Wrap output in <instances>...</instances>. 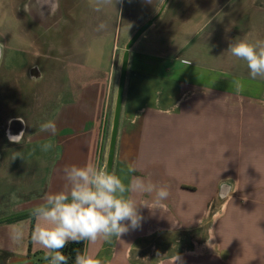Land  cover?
I'll use <instances>...</instances> for the list:
<instances>
[{
  "label": "crops",
  "instance_id": "0c3cea01",
  "mask_svg": "<svg viewBox=\"0 0 264 264\" xmlns=\"http://www.w3.org/2000/svg\"><path fill=\"white\" fill-rule=\"evenodd\" d=\"M119 1L99 5L97 0H85L94 9L91 48L85 54L57 48L52 54L57 66L61 52L86 59L71 63L67 84L56 86L49 117L44 119L41 112L36 119L42 121L32 127L25 116L0 115V134L6 136L0 161L11 160V174L1 182L0 221L31 212L46 194L61 190L65 166H98L104 160L119 49L110 30L117 33L129 13ZM179 4L162 17L169 8L166 0L142 20L144 25L159 14L130 50L112 170L125 185L140 176L166 186L169 196L157 204L154 193H129L138 204L147 205L138 209L140 225L120 238L84 241L83 252L103 264H176L178 256L177 264H264V81L235 77L205 81L203 73L209 70L204 62L211 57L219 71L220 61L217 53L204 54L198 45L195 64L178 58L190 48V40L173 51L166 33L174 24L195 31L192 36L204 27L202 0L196 2L198 29L189 18L187 1ZM101 23L106 28L98 30ZM161 29L164 42L158 38ZM104 52L109 61L101 67L91 57ZM36 55L49 58L44 52ZM179 59L181 64L176 65ZM12 71L11 65L4 70L0 65V87H12ZM33 72L35 85L39 84L43 72L37 66L29 69ZM29 81L24 79L22 86L29 87ZM3 102L10 101L4 96ZM47 121L56 124L55 135L40 130ZM16 137L23 139L15 143ZM48 143L53 147L44 151ZM36 223L32 217L0 222V264L42 262L46 250L30 239ZM14 229L24 232L20 243L10 238Z\"/></svg>",
  "mask_w": 264,
  "mask_h": 264
},
{
  "label": "rangeland",
  "instance_id": "374dc122",
  "mask_svg": "<svg viewBox=\"0 0 264 264\" xmlns=\"http://www.w3.org/2000/svg\"><path fill=\"white\" fill-rule=\"evenodd\" d=\"M166 0H122L125 15L121 27L117 33L111 29L110 35L118 41L116 55V78L112 88V106L109 116L108 138L105 147V162L107 158L109 136L115 105L116 91L120 74L125 46L136 30L140 28L145 18L153 9L162 7ZM187 1V11L191 21L201 26L196 17V2L201 0H167L169 7L163 12L166 17L170 12L177 10L180 2ZM203 29L198 35L193 30L185 29L186 26L174 24L171 32L166 37L171 42L173 51L179 50L190 40V48L185 50L178 58H188L196 63L195 46L204 50V54L217 53L220 61V70H216L211 64L210 57L204 62V80L211 77L217 79L251 78L246 63L232 57L227 49L230 42L247 37L250 40L264 39V0H202ZM43 0H0V45L2 70L8 66L13 68L12 87H0V115H22L27 117L30 126H35L36 117L44 112V119L49 117L53 111L52 99L56 98V86L67 84L70 79L71 63H79L86 59L80 54L67 55L61 52L59 66L54 61L52 54H57V48L61 51L72 48L78 53H86L91 48L92 41L89 39L90 18L94 9L86 6L85 0H53L54 7L49 12V6L44 5L40 9ZM117 0L116 4H119ZM133 6L135 8H133ZM182 6V4H181ZM133 8V10H132ZM166 8V6H165ZM164 8V9H165ZM41 11L44 14H41ZM140 22V23H139ZM195 28V26H194ZM160 35L159 41L164 42V30H157ZM156 31V32H157ZM120 36H119V34ZM151 37V34H148ZM36 52H44L49 55L47 59H41ZM63 53V54H62ZM73 54V53H72ZM216 55V57H217ZM207 56V55H206ZM96 59L101 67L108 65L109 56L104 52L101 55L91 57ZM180 59L177 64H181ZM53 64L54 66H52ZM38 67L43 72L42 80L36 84V74L29 73V69ZM64 67V68H63ZM54 69V70H53ZM25 70H27L25 72ZM53 70V71H52ZM179 75L181 74L178 72ZM177 73V76H179ZM174 74H172L173 76ZM40 76V74H39ZM26 77V78H25ZM26 79L31 86H22ZM252 79V78H251ZM259 79V78H257ZM263 80L264 79H260ZM4 96L10 102L4 103ZM43 103L42 105L40 104ZM40 106V107H39ZM6 136L0 134V146L4 145ZM1 149V148H0ZM35 153V152H34ZM33 153V154H34ZM11 160L6 157L0 161V189L4 187L1 183L6 174L10 175ZM1 191V190H0Z\"/></svg>",
  "mask_w": 264,
  "mask_h": 264
},
{
  "label": "clouds",
  "instance_id": "9594fccd",
  "mask_svg": "<svg viewBox=\"0 0 264 264\" xmlns=\"http://www.w3.org/2000/svg\"><path fill=\"white\" fill-rule=\"evenodd\" d=\"M97 3L107 5L112 0H97ZM44 5H48L51 12L54 2L43 0L40 9ZM41 14L44 12L41 11ZM105 28L104 23L98 26V30ZM227 52L246 63L252 79H264V39H236L235 42H230ZM40 130L55 135L57 128L53 121H47L40 126ZM22 139L16 137L13 142L20 143ZM52 147L48 143L43 145V150L48 151ZM131 170L135 171V168L132 167ZM62 171L66 181L63 188L46 194L42 203L31 210V216L37 221L31 232V241L46 250L44 259L47 264H68V256L63 249L70 242L88 241L95 244L112 237L120 238L129 228L138 227L143 219L138 209L147 205L138 204L129 193H154L157 204L169 196L166 186L158 187L151 180L146 181L140 176L132 177L130 183L125 185L114 172L93 163L65 166ZM10 238L13 242L20 243L24 239V232L14 229ZM179 260L178 256L176 264ZM74 264L103 262L85 250L75 256Z\"/></svg>",
  "mask_w": 264,
  "mask_h": 264
},
{
  "label": "water",
  "instance_id": "95a60500",
  "mask_svg": "<svg viewBox=\"0 0 264 264\" xmlns=\"http://www.w3.org/2000/svg\"><path fill=\"white\" fill-rule=\"evenodd\" d=\"M159 15V14H158ZM154 17L153 19L146 22L142 25L135 34L131 37L128 43L125 46V50L122 57V62L120 66V74L118 79L117 91H116V98H115V105L111 123V131L109 136V146L106 158V168L112 172L115 152H116V145H117V137H118V130H119V122L121 117L122 111V104L125 92V84H126V77L128 71V64H129V55L130 50L135 44V42L143 35V33L153 24L155 19L158 17Z\"/></svg>",
  "mask_w": 264,
  "mask_h": 264
},
{
  "label": "trees",
  "instance_id": "16d2710c",
  "mask_svg": "<svg viewBox=\"0 0 264 264\" xmlns=\"http://www.w3.org/2000/svg\"><path fill=\"white\" fill-rule=\"evenodd\" d=\"M106 125H107V132L105 134V139L108 138V129H109V126H110L109 121L107 122ZM29 217H32L31 216V212L19 214V215L10 217V218L5 219V220L0 221V222H13V221H18V220L26 219V218H29ZM31 232H32V229H31ZM30 239H31V234H30ZM29 247H30V245H29ZM83 249H84V241H82L80 243H72V242H70L67 245V247L63 249L64 254L66 256H68V264H74L75 256L78 253H82L83 252ZM40 264H47V261L45 259H43Z\"/></svg>",
  "mask_w": 264,
  "mask_h": 264
},
{
  "label": "built area",
  "instance_id": "2783aa9c",
  "mask_svg": "<svg viewBox=\"0 0 264 264\" xmlns=\"http://www.w3.org/2000/svg\"><path fill=\"white\" fill-rule=\"evenodd\" d=\"M98 166L99 167H106V162L104 160L103 161H99Z\"/></svg>",
  "mask_w": 264,
  "mask_h": 264
}]
</instances>
